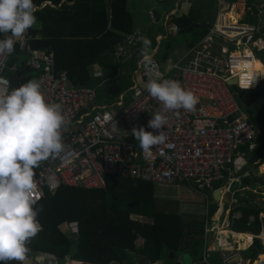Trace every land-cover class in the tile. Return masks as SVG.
Segmentation results:
<instances>
[{"label":"built area","instance_id":"2783aa9c","mask_svg":"<svg viewBox=\"0 0 264 264\" xmlns=\"http://www.w3.org/2000/svg\"><path fill=\"white\" fill-rule=\"evenodd\" d=\"M163 1V0H158ZM221 12L225 0H217ZM154 17V11H150ZM219 13L211 30L191 47H187L176 61L162 69L153 57L156 67L146 71L138 66L131 75L133 85L120 93L111 103L97 101V93L89 87H73L66 72L55 71L54 54L51 50H32L28 42L42 39L31 37L29 30L16 42L18 51L27 55L25 66L36 72V80L42 84L49 102L61 103L70 119L64 130L67 151L56 160H48L36 168L34 198L37 204L46 194L53 195L49 180L55 178L61 186L104 189L106 176L136 179L153 184L174 185L188 183L199 191L214 189L216 183L230 184L235 181L239 168L248 163L247 154L256 147L257 131L249 116L235 99L231 88L242 90L256 88L264 78L252 87L242 88V83L252 80L253 62L257 61L253 50H264L263 40L253 42L257 28L249 25L225 26ZM233 28V30H230ZM170 31L176 32L177 26ZM9 34L1 33L0 39ZM141 32L134 30L122 43L116 46L114 57H131V51L140 42ZM232 47L233 49H230ZM248 47L251 49L249 50ZM131 55V56H130ZM9 55L0 61V88L10 91L11 79L6 71L14 73L17 65L8 67ZM151 71H158L164 78L178 80L185 88L192 89L199 96L194 112L180 110L179 115L167 113L168 123L163 129L167 141L154 146L150 154L139 148L132 135L133 127L147 128L151 115L161 105L146 91L144 85ZM235 79L229 86L227 82ZM15 86H19L14 78ZM230 201L238 203L236 197ZM36 204V205H37ZM35 205V207H36ZM206 210L203 224L202 262L210 264L206 255V236L215 234L222 242L218 252L221 264H249L240 249L232 248L231 228L233 219L240 213L234 212L220 219ZM253 217H251L252 219ZM66 233L78 240L80 227L77 221L64 225ZM50 264H58L57 258L44 255Z\"/></svg>","mask_w":264,"mask_h":264},{"label":"trees","instance_id":"16d2710c","mask_svg":"<svg viewBox=\"0 0 264 264\" xmlns=\"http://www.w3.org/2000/svg\"><path fill=\"white\" fill-rule=\"evenodd\" d=\"M128 1L34 0L36 20L41 25L40 28H30L31 37L49 40L55 71L66 72L73 87L94 89L100 103L113 102L132 86L136 55L130 58L128 68L132 73L123 78L117 76L122 61L113 55L116 46L134 31ZM236 1L226 0L229 5ZM242 1L244 11L239 23L257 28L254 43L264 40V7L260 8L255 0ZM200 3L201 8L190 3L182 16L169 17L168 22L177 26L175 35L188 36L185 42L188 47L207 35L215 21L216 14L208 16L203 11L206 0H200ZM149 39L151 53L156 45L155 36ZM164 41L171 47L169 36ZM140 48H143L141 43L136 53ZM253 52L255 63L262 71L260 78L253 82L252 87H255L264 78V50L254 49ZM24 55L15 47L7 63L8 67L17 65L15 76L19 84L37 77L35 71L25 66ZM94 65L101 69L100 74L91 73ZM5 74L11 79L14 73L7 70ZM231 92L257 131L256 147L247 154L248 165H252V169L234 183L236 189H243L247 196L238 197V203L230 209V215L236 211L240 213L233 219L231 228L237 232H252L255 236L252 245L242 251L244 258L252 264L258 255L264 254V239L259 237L261 232L264 233V216H261L264 214V201L260 200L264 198V175L257 177L253 173L258 166L264 173V80L254 89L234 87ZM257 182L261 183L257 192L244 189ZM214 186L217 188L218 184ZM258 202L263 204L258 205ZM41 206L37 219L42 231L28 245V254L50 255L57 258L59 264L67 259L83 264H105L109 251L124 255L125 260L132 262L167 261L168 264H178V255L185 254L190 261L183 264H205L202 263L204 217L185 222L183 214L161 209L153 183L107 175L104 189L61 186L53 195L46 194L36 208ZM213 211L214 208H210V214ZM71 221L79 223L78 240H73L63 231L64 225ZM238 237L247 236L238 234ZM138 238L143 239L139 246L136 245ZM170 254L174 256L172 259ZM259 264H264V261Z\"/></svg>","mask_w":264,"mask_h":264},{"label":"clouds","instance_id":"9594fccd","mask_svg":"<svg viewBox=\"0 0 264 264\" xmlns=\"http://www.w3.org/2000/svg\"><path fill=\"white\" fill-rule=\"evenodd\" d=\"M37 6L34 0H0V61L15 51L16 42L35 24ZM142 58L138 66L146 71L156 67L149 53L151 40L141 37ZM254 81L245 84L247 88ZM148 94L161 105L145 127L132 128L139 148L150 154L154 146L163 145L167 136L163 129L167 113L180 110L194 112L199 96L175 79L164 78L151 71L144 85ZM70 119L62 104L49 102L39 80L33 79L10 91L0 88V264H26L29 244L41 231L37 219L42 210L34 198L35 169L48 160H56L67 151L63 132ZM55 193L58 184L49 180Z\"/></svg>","mask_w":264,"mask_h":264},{"label":"crops","instance_id":"0c3cea01","mask_svg":"<svg viewBox=\"0 0 264 264\" xmlns=\"http://www.w3.org/2000/svg\"><path fill=\"white\" fill-rule=\"evenodd\" d=\"M149 1H152V2H154L156 4H158V0H149ZM214 1H215L214 5H216L217 0H214ZM238 1L239 0H237L232 5H229V4H227V5H229L232 8L233 7L238 8L239 5L238 6L237 5L235 6V4H240V3H238ZM255 1L259 3V7L260 8H263L264 7V0H255ZM225 2H226V0H225ZM128 3H129V1L127 2V8H128ZM196 4H197V7L198 8H201L200 0H196ZM189 5H191L190 2H189V0H174L173 3H172V6L170 8H166V7L163 8L164 9L163 10V15H160V13L158 12V10L156 9L157 7L152 6L151 3L148 2L147 0H140L139 2H135V4H133V9H132L133 12L128 8L129 11L133 15L134 30L140 31L141 32V37H147L149 39L152 35L155 36V43H156V45H155V48L150 53L151 55L154 54V52L156 51L157 47H159L160 49L162 48V43H163L164 40H166V38L168 37L169 33L175 35V33L177 32V31L176 32L170 31V27L171 26H176V25H174L173 23H169L168 22L169 21V17L171 15H175L176 16V15H178L179 12H181L182 15H183V13L186 12V10H187V8H188ZM232 8L228 12L229 14L228 13L227 14H224V16H225V23H227L226 22V16H229L230 15V13L232 12ZM151 10H153V11L156 10L157 11V15H158V18H159L158 21L155 19V16L154 17L151 16V14H150V11ZM235 14L237 15V13H235ZM242 15H243V12H242ZM162 20L164 22V25H165V28H166V32L165 31L164 32L163 31L162 32L158 31V32H154V33H146V31H145L146 26L151 25V23L156 24L157 22L162 21ZM220 20H221V17H220ZM239 20H240V18L237 17L236 21L233 22L232 24L236 23L237 25H244V24H240L239 23ZM215 22H218L217 16L215 17L214 24H215ZM230 24H231V21H230ZM211 28H210V30H211ZM166 45L167 44H165V46ZM187 47L188 46H185V49ZM141 49H143V48H140L139 49V53H136L137 50H138V45H137V47L136 48H133L132 51H131L132 52L131 53L132 56L134 54L136 55L135 56V59L136 60H137V55L140 54V50ZM126 57L127 58H131L129 56H126ZM26 58H27V55H24V57L22 58V60L25 62L26 61ZM91 73L93 75L100 74L101 73V69L98 66H95L94 65L91 68ZM247 165H248V163H247ZM244 171H246V170H244ZM247 172H249V171H247ZM254 172H255V170H253V173ZM254 175H256V174L254 173ZM256 176L258 177V175H256ZM240 178L241 177L237 173L236 176H235V179H234L235 181H233L230 184H226V183H216V184H218V187L217 188H219V190H220V198H219L218 201H213L212 207L214 208V211L213 212H215L214 213V217L215 216H218L220 219H222L225 216H228L230 214V209H231V207L234 204L233 205L227 204L226 207L224 206V203L225 202H223V201L226 199L227 196L229 197V199L232 198V197L238 198V197H240L239 196V193L241 191L243 192V194H246V192H244L243 189H236V188H234V190H232V188H231V186L234 185L235 182H238L240 180ZM217 188H215V186H214L213 191L210 190L211 193L214 192L215 189H217ZM244 189H248V187L247 188H244ZM253 192H255V191H253ZM212 207H209L208 210L210 211V208H212ZM261 216H264V214H261ZM234 232L235 233L232 234V237H231L232 248L240 249L241 250V253H242V251L247 250L252 245L253 239H254L255 236H254V234L252 232H237V231H234ZM238 234H243V236H247V237H238ZM259 237L262 238V239H264V233L261 232L259 234ZM248 238H249V240H248ZM141 243H143V239L138 238L136 240V245L139 246V245H141ZM203 244H204V240H203ZM206 245H207L206 255H207V260L209 261V263L210 264H213V262H215V264H221V262L219 260V257H218V252L221 249H223L224 247L222 245V242L219 240V237L215 236V234H213V233H209L208 236H206ZM262 256H264V254L258 255L257 256V260L253 261L252 264H259L260 262L264 261V258H262ZM176 261H177L178 264H183L184 262L190 261V259L185 254H180V255H178ZM136 262L137 261H135L134 263H136ZM248 262L250 264V260H248ZM202 263H204V262H202ZM10 264H18V262L11 261ZM26 264H50V263L47 260H45V256L43 254H35V255L28 254L27 260H26ZM58 264H59V262H58ZM63 264H83V263H80V262H76V261H72L70 259H67ZM148 264H168V263L166 261H160V262H157V263H148ZM194 264H199V263H194Z\"/></svg>","mask_w":264,"mask_h":264},{"label":"rangeland","instance_id":"374dc122","mask_svg":"<svg viewBox=\"0 0 264 264\" xmlns=\"http://www.w3.org/2000/svg\"><path fill=\"white\" fill-rule=\"evenodd\" d=\"M139 1L140 0H130L128 3V8L133 12L132 10L133 4ZM147 1L150 2L152 6L157 7L156 9L160 13V15H163V10H164L163 8L164 7L170 8L174 0H163V1L158 2V4L152 1H149V0ZM189 2L194 4L197 7L196 0H189ZM214 3H215L214 0H206V4L203 5L205 9L203 11L205 12L206 15L214 16V14H216V16H218L219 13L227 14L232 8L229 5H227L228 3L225 2V4L221 6V8L227 7V9L224 10V12H221L220 7L218 6V1L216 5H214ZM238 3L240 4H235V6L239 5L238 8L233 7L230 15L226 16V18L230 20L231 23L236 21V20L233 21L234 18L236 19L237 17L241 18L242 12L244 11L243 1L239 0ZM235 13H237V15ZM40 25H41L40 22L36 20L35 24L32 27L40 28ZM145 31L146 33H154L158 31L166 32V28L162 20V21L157 22L156 24L151 23V25L146 26ZM168 36H169V41L171 42V47L169 49L168 61L165 64H163L162 69L166 68L172 61L174 62L178 60V58L185 51V46H186L185 42L188 39V36L186 35L178 36V35H173L169 33ZM164 47H165V41H163L162 48L160 49V52L156 56V58H158L159 55L162 53ZM248 49L250 50L251 48L248 47ZM117 59H120L123 64L122 67L118 70L117 76L120 78H123L126 74H131L132 72L128 68L129 65L131 64L130 58H127L126 56H124V57L117 58ZM255 62L256 61L253 62L252 73H251V77L254 82H256L262 74V71L260 70L259 67H257ZM132 85H133V82H132ZM244 167L246 166L239 168V171H238L239 176L246 174L247 171H244ZM262 170L264 171V166L262 167ZM254 173L258 175V177L264 175V173L260 171L259 166L255 169ZM231 188L232 190H234L236 186L232 185ZM262 191H264V188H262ZM154 192H155V197L158 199V205L161 209L168 210V211H176V212L183 214L185 222L193 221V220H201L205 216L206 210L209 207H212L213 205V200H212L210 190L199 191L196 189L195 186L190 185L188 183H184V182H178L177 184H174V185L154 184ZM262 194L264 195V193ZM239 196L242 198L246 197L247 193L243 194V192L241 191L239 193ZM260 200L264 201V198H260ZM224 206L226 207L227 203H224ZM63 231L65 233L67 232L65 227H63ZM213 264H215V262H213Z\"/></svg>","mask_w":264,"mask_h":264},{"label":"water","instance_id":"95a60500","mask_svg":"<svg viewBox=\"0 0 264 264\" xmlns=\"http://www.w3.org/2000/svg\"><path fill=\"white\" fill-rule=\"evenodd\" d=\"M182 13L179 12L178 15H176V17L181 16ZM154 16L155 19L158 21V15H157V11L154 10ZM29 47L32 50H39V49H44V50H51V42L49 40H45V39H33L30 40L28 42ZM169 49H170V44H167L165 46V48L163 49L162 53L159 55V57L157 58V61L159 63H164L168 58H169ZM160 48L157 47L156 51L154 52V54L152 56L156 57L159 54ZM140 54H143V49L140 50ZM140 54L137 55V59L140 57ZM15 74L11 75V86L14 87L15 86ZM236 80L235 79H231L227 82V84L229 86H233L235 85ZM252 169V165H247L246 167H244V170L246 171H250ZM259 187H261V183L257 182L255 184H250L248 186V189L251 191H257L259 189ZM212 199L213 201H218L220 198V190L219 188L215 189L214 192L211 193ZM227 204L233 205L232 202H230L229 197L227 196L226 199L223 201ZM263 202H258V205H262ZM173 258V255L170 254V259ZM105 264H144L143 260H138L136 263L130 261V260H125L124 255H115L112 251H109L106 257V261Z\"/></svg>","mask_w":264,"mask_h":264},{"label":"bare ground","instance_id":"6f19581e","mask_svg":"<svg viewBox=\"0 0 264 264\" xmlns=\"http://www.w3.org/2000/svg\"><path fill=\"white\" fill-rule=\"evenodd\" d=\"M226 22L227 23H225V16H224V14L221 16V23H223L225 26H231V25H234V24H230V21L226 18ZM230 30H233V28H230ZM248 244V243H247Z\"/></svg>","mask_w":264,"mask_h":264}]
</instances>
